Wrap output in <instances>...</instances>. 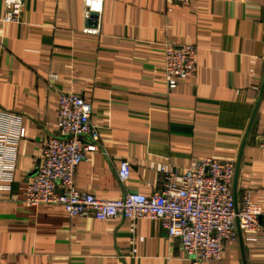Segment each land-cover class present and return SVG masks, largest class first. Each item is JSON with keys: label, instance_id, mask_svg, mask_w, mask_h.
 Listing matches in <instances>:
<instances>
[{"label": "crops", "instance_id": "1", "mask_svg": "<svg viewBox=\"0 0 264 264\" xmlns=\"http://www.w3.org/2000/svg\"><path fill=\"white\" fill-rule=\"evenodd\" d=\"M168 9H170L168 11ZM0 0V130H23L7 198H0V264H191L156 220L69 218L56 204L26 206V184L61 93L90 105L100 149L74 172L97 198L151 195L159 165L181 172L192 158L232 161V191L264 210V0H104L96 35L82 0H25L20 23H3ZM166 43L193 45L197 70L169 90ZM57 80L50 83L48 76ZM17 117L18 122H13ZM120 159L129 177L117 178ZM264 264V247L224 244L219 260Z\"/></svg>", "mask_w": 264, "mask_h": 264}, {"label": "built area", "instance_id": "2", "mask_svg": "<svg viewBox=\"0 0 264 264\" xmlns=\"http://www.w3.org/2000/svg\"><path fill=\"white\" fill-rule=\"evenodd\" d=\"M193 0H166L168 4H189ZM25 0H3V23H20ZM104 0H82L83 17L94 27H85L84 34L98 33ZM170 9H168L169 11ZM197 70V49L193 45L166 43L163 71L169 90L178 81L193 77ZM50 83L57 76H48ZM91 108L82 98L61 93L55 122L56 133L47 136L35 171L26 184L22 202L26 206L56 204L69 218H140L156 220L168 239L177 240L191 264L219 260L224 244L242 240L264 247V210L251 202L249 193L237 201L231 185L234 174L232 161L214 158H192L181 172L159 165L161 186L151 195L126 192L120 199L107 200L80 191L74 185L76 167L87 160L89 153L100 149L98 127L91 120ZM18 122V118L12 119ZM23 130H0V198H7V186L13 173V158ZM264 148V132L258 143ZM120 182L129 177V162L120 159L116 170Z\"/></svg>", "mask_w": 264, "mask_h": 264}]
</instances>
